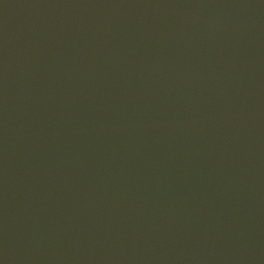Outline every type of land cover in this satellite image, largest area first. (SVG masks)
Listing matches in <instances>:
<instances>
[{
	"label": "water",
	"instance_id": "obj_1",
	"mask_svg": "<svg viewBox=\"0 0 264 264\" xmlns=\"http://www.w3.org/2000/svg\"><path fill=\"white\" fill-rule=\"evenodd\" d=\"M0 264H264V0H0Z\"/></svg>",
	"mask_w": 264,
	"mask_h": 264
}]
</instances>
